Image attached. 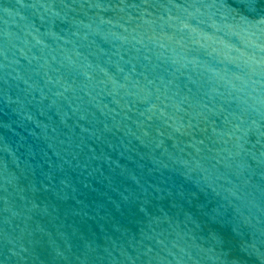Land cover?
Listing matches in <instances>:
<instances>
[{"label": "water", "instance_id": "1", "mask_svg": "<svg viewBox=\"0 0 264 264\" xmlns=\"http://www.w3.org/2000/svg\"><path fill=\"white\" fill-rule=\"evenodd\" d=\"M0 264H264V0H0Z\"/></svg>", "mask_w": 264, "mask_h": 264}]
</instances>
